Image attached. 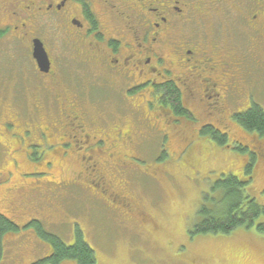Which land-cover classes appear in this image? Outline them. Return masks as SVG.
Masks as SVG:
<instances>
[{"label":"flooded vegetation","instance_id":"obj_1","mask_svg":"<svg viewBox=\"0 0 264 264\" xmlns=\"http://www.w3.org/2000/svg\"><path fill=\"white\" fill-rule=\"evenodd\" d=\"M0 42L18 80H0L2 110L50 154L78 163L57 186H81L130 223L145 218L131 187L144 144L213 142L203 129L237 125L235 106L264 74V0H0ZM113 80L122 100L139 95L143 105L97 112L107 111L97 91Z\"/></svg>","mask_w":264,"mask_h":264},{"label":"rangeland","instance_id":"obj_2","mask_svg":"<svg viewBox=\"0 0 264 264\" xmlns=\"http://www.w3.org/2000/svg\"><path fill=\"white\" fill-rule=\"evenodd\" d=\"M1 47L10 49L8 43L0 42ZM8 58L0 55V80L18 82ZM249 81L248 100L245 95L237 103V112L252 102L264 109V74L252 75ZM119 83L113 80L97 91V99H107V111L97 109L102 116L143 105L139 95L122 100ZM131 124L125 123L124 129ZM220 126H225L228 135L224 146L199 139L185 147L178 138L166 145L160 141L144 144V151L133 160L131 187L141 198L139 203L135 197V204L145 218L136 214L135 222L123 223L103 199L81 186H57L61 180L74 179L78 163L52 155L48 145L32 141L0 106V213L19 226L16 233L5 235L0 264H34L49 255L50 244L24 227L32 219L65 244L75 241L77 227L93 249L96 264H264V230L257 227L264 223V216L228 233L193 232L200 222L203 194L221 174L244 178L253 152L252 179L242 192L243 203L247 206L254 198L264 205V140L236 124ZM236 144L246 149L238 150ZM59 264L77 262L65 259Z\"/></svg>","mask_w":264,"mask_h":264},{"label":"trees","instance_id":"obj_3","mask_svg":"<svg viewBox=\"0 0 264 264\" xmlns=\"http://www.w3.org/2000/svg\"><path fill=\"white\" fill-rule=\"evenodd\" d=\"M168 91L173 107L177 111H181L178 97L173 88L168 87ZM233 119L240 128L264 140V109L260 105L252 102L245 110L235 113ZM202 133L204 136L211 135L213 143L221 146L229 143L226 133H221L210 127L203 129ZM205 140L207 139L205 138ZM234 147L238 150L246 149L240 144H236ZM250 155V160L245 165L244 178L232 174H221L203 194L204 200L198 209L200 222L193 227L194 233H228L233 227L241 223L249 225L255 217L264 216V205L255 203L254 198L249 200L247 206L246 203H243L242 192L245 185L252 179L251 169L256 153L253 152ZM213 192H216L218 196L216 197ZM24 227L33 229L39 238L49 243L51 247L49 255L34 264H59L65 259H74L77 264H96L93 249L83 239L82 233L77 227L75 229V241L71 244L63 243L56 235L47 231L38 220L32 219ZM257 227L264 230V223H259ZM18 230L17 224L0 213V251L4 244L5 235L16 233Z\"/></svg>","mask_w":264,"mask_h":264},{"label":"water","instance_id":"obj_4","mask_svg":"<svg viewBox=\"0 0 264 264\" xmlns=\"http://www.w3.org/2000/svg\"><path fill=\"white\" fill-rule=\"evenodd\" d=\"M37 42L38 43L35 45V48H34V56L36 57L38 61L39 67H41L42 70H46V68L44 67L48 66L47 56H46L44 49L42 48L41 43L39 41Z\"/></svg>","mask_w":264,"mask_h":264}]
</instances>
